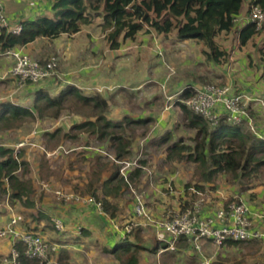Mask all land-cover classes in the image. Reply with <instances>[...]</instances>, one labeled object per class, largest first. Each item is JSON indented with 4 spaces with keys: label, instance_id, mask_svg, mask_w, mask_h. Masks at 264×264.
<instances>
[{
    "label": "trees",
    "instance_id": "obj_1",
    "mask_svg": "<svg viewBox=\"0 0 264 264\" xmlns=\"http://www.w3.org/2000/svg\"><path fill=\"white\" fill-rule=\"evenodd\" d=\"M244 0H57L54 4V17L42 16L36 20L22 23L20 34L4 31L0 35V47L13 48L33 42L39 37H57L62 33L74 34L81 30L84 24L93 23L101 18L100 26L113 49L120 48L122 41L136 38L141 32H156L158 34H175L179 41L195 40L205 48L204 54L208 59L223 62L228 59L229 52L218 42L221 35L233 33L237 35L241 46L247 45L256 35L261 33L254 22L244 24L236 22L241 17L240 12ZM258 4L264 10V0H252L251 5ZM264 60V44L259 48ZM197 83H210L214 80L202 74H194ZM43 81V80H42ZM41 82V81H40ZM33 84L34 82L28 81ZM39 83V82H38ZM194 87L189 84L179 94L176 106L182 110L186 125L197 130L196 145L172 143L169 158L177 153L181 158L183 152L190 150L187 158L200 163V167L209 169L208 175L231 173L233 176L250 175L264 166V137L252 132L246 125H234L226 118H222L217 125L211 124L202 115L193 112L184 102L191 96ZM65 110H73L87 119L73 123L70 131L63 134L65 139L77 140L82 133L87 132L101 141H109L115 150V160L111 163L110 175L102 179L100 173L106 171L93 168L88 181L83 186L71 187V192L85 198L94 197L101 203L103 210L112 218L118 216L119 207L113 202L130 184L138 180L142 174L146 161L140 160V166L129 170L128 181L120 172L118 161L127 160L131 153V141L122 134L126 126L147 125V118L125 117L114 121L108 118L110 110L109 100L101 93L86 94L76 85H67L57 95L41 87L35 92L32 106H25L12 100L0 103V133L20 128L28 122H36L44 118L58 119ZM63 128L46 132L49 140L60 137ZM162 139V138H161ZM163 139H167L164 137ZM73 149H71L72 151ZM69 151V152H71ZM18 153L15 147L0 145V201L9 196L10 202H19L23 208L36 206L35 189L30 180L25 179L29 171V163L22 159V151ZM23 170V175L19 171ZM206 174V173H205ZM191 187V185H187ZM193 186V185H192ZM201 190V184H194ZM41 201V198H40ZM234 200L229 197L226 205ZM185 202L182 209L191 205ZM1 203V202H0ZM23 223L26 229L34 231V222H40L47 215L42 211L31 212L32 220H28V213ZM55 228V223H50ZM133 231V230H132ZM244 241L229 239L228 245H238ZM15 248L20 253L22 264H41L38 259L26 255V247L21 241H16ZM55 250L51 246L50 255ZM69 252L60 249L58 257L60 264H71ZM137 264V256L134 255ZM214 264H228L225 261H215ZM235 264H241L240 261Z\"/></svg>",
    "mask_w": 264,
    "mask_h": 264
},
{
    "label": "crops",
    "instance_id": "obj_2",
    "mask_svg": "<svg viewBox=\"0 0 264 264\" xmlns=\"http://www.w3.org/2000/svg\"><path fill=\"white\" fill-rule=\"evenodd\" d=\"M56 1L0 0V3L11 25H16L22 24L25 21L36 20L42 16L54 17V4ZM244 1L240 12L241 17L249 13V5L252 0ZM101 21L99 17L93 23L84 24L81 30L74 34L62 33L57 37H39L33 42L13 47L17 50L21 49L33 58L43 62L47 61L51 56H56L59 62V76L43 80L39 83L26 84V87L20 89V93L16 95L17 97L10 96V88H7V85L10 83L12 87L14 84L16 86V81L10 76V69L14 64V60L11 57L0 54V103L12 100L25 106H32L35 92L41 87L48 89L52 95H57L67 85H76L86 94H103L110 104H112L111 99H113L111 94L119 88H123L124 90L127 88L130 90H140L148 79L147 63H151V61H146L142 69L137 72L135 78H132L128 72L129 68L122 67L123 63L120 62L114 63L106 74H103L102 71L101 73L99 70L101 58L105 56L108 61H111L116 57H122L119 55L123 51L122 48L126 47V45L128 47V44L132 45L134 42L147 41L152 44L151 40L153 36L155 37L154 34L156 32H141L136 38L123 40L120 48L113 49L100 26ZM260 30L261 33L256 35L245 46H241L237 35L233 33L219 36V44L229 52L228 59L223 62L208 59L203 52L205 47L198 41H179L174 33L169 35L156 34L160 37L173 35L179 44L188 43L193 47H197L198 53L203 55L211 66L216 69V72H213L214 74L187 72L186 75L190 80L183 81V78H181V82H178L176 85L180 91H183L189 84L193 87L201 84L194 81V74H202L212 78L215 83L229 85L234 93H241L249 98L247 101L248 110L250 119L256 128L255 133L264 137V60L259 51V48L264 44V25ZM141 34L144 37H140ZM159 49L161 47L157 45L155 51L159 55H163L162 50ZM111 57L113 58L111 59ZM122 62L125 61L122 59ZM163 63L166 62L163 61ZM118 77L123 78L118 80ZM169 78L170 76L168 80ZM22 95L29 96L32 100L30 105H26V101H21L22 98L19 99ZM124 115V118L132 117L135 119L152 117V115L144 112L136 117H133L127 111ZM245 123L248 125V122ZM164 137H167L168 140L163 139ZM169 137L171 138V135L168 132L160 140L152 139L151 145L155 146L167 143L170 140ZM4 145L12 148L15 147V143ZM51 150H55V148ZM48 152L46 153L47 155L42 156L41 160L36 161V163H31L27 157L22 158L29 162V171L31 169L28 173L29 175L26 174L27 176L24 178L31 181L36 192L41 188V179L53 177V172L47 174L42 171L43 166L46 165L48 167L47 164L49 168H54L51 165L53 155H49ZM35 166L38 167V170L34 168ZM104 172L106 173L107 171ZM143 172L138 179L141 191L145 194L146 207L151 218L162 217L168 210L182 209L184 203L176 195L178 191L173 189L172 183L167 182L163 187H159L157 183L153 182V178L150 177L149 187L145 188L142 180L145 178ZM110 173H107L102 179L107 178ZM48 184L51 190L44 189V184L42 185L43 189L47 192H55L54 190L59 189L58 187H53L50 183ZM145 185H147V182H145ZM164 187H166V190ZM126 191L113 199V202L119 207L116 218H112L95 202H64L59 199L57 201L45 197L42 202L35 199L37 204L34 208L30 209L23 208L18 201L16 205L13 202L11 204L3 202L0 203V228L6 227L11 218L17 216L19 218L18 228L27 230L23 223L24 218L27 216L25 212L28 213L27 218L29 221L33 218L30 216L31 212L36 213L40 210L45 213L47 218H43L40 222H34L32 226L36 228L34 231L42 234L54 248L55 252L51 256L52 264H60L58 257L61 248L68 250L70 254L69 262L71 264H132V261H135L134 255L137 256V264H197L199 261L200 264H203V260L207 257L206 250L204 252V249H207L212 244L214 245L212 241L203 240L202 253L198 250L196 252L193 250L190 253L187 252L186 250L193 247L187 237L182 236L177 240H173L170 235L157 230L151 224L150 219L137 216L135 212V199L133 197L128 199L123 198ZM181 193L187 194L184 192V189ZM185 194L182 197H185ZM35 195L33 196L35 197ZM227 199L221 205H226ZM249 200L247 202L249 203L248 206L254 225L264 232V207L256 205V199L252 202ZM258 200H261V197ZM209 202L210 199H208ZM220 206L214 208V210H210L208 205L204 206V209H206L204 213L212 215ZM57 219H60L64 224L62 231L57 229L56 226L55 228L50 226V223H55ZM127 224L133 227V231L125 234V226ZM49 231L53 232L54 235L56 233L58 235L51 240ZM249 242V244L253 242L262 243L264 242V238ZM15 243V239L11 236L0 237V260L10 256ZM223 246L238 247L240 244L228 245L224 243ZM197 252H199V255H197ZM214 262L215 259L212 257V264Z\"/></svg>",
    "mask_w": 264,
    "mask_h": 264
},
{
    "label": "rangeland",
    "instance_id": "obj_3",
    "mask_svg": "<svg viewBox=\"0 0 264 264\" xmlns=\"http://www.w3.org/2000/svg\"><path fill=\"white\" fill-rule=\"evenodd\" d=\"M143 34L140 37H144L145 34ZM154 35L155 37L153 36L151 40L152 44L147 41L134 42L132 45L128 44V47L126 45V47L122 48L123 51L119 54L122 57L114 59L111 57L112 60L108 61L104 56L101 58L99 66L100 72L102 71L103 74H106L114 63L120 62L123 63L122 67L129 68L130 77L135 78L137 72L145 65V62L151 61V63H147L148 79L140 90L119 88L111 94L113 99H111L112 104H110L108 118L114 121L123 120L126 111L133 117L143 112L152 115V117H146L150 121L145 126H126L122 135L131 141L132 146L127 161L133 162L137 159L139 165L140 160L146 161L143 168L145 178L142 179L145 188L149 187L150 177L153 178V182L157 183L159 187H163L167 182L172 183L173 189L178 191L176 195L181 202L191 201L189 202L191 205L187 207H193L201 199H204V206L208 205L210 210H214L228 197H233L234 200H240L247 205H249L247 200L250 199L249 201L252 202L256 199V205L264 207V166L260 167L257 172L245 176L239 175L235 177L231 173L209 176L208 172L212 166L208 168L200 167L198 161L187 158L190 150L183 152V158L177 153H174L175 157L169 158L170 150L168 147L172 143L181 140L182 144L193 147L196 145L195 139L197 137V130L188 127L182 110L180 108L176 109L175 102L179 99V94L181 93L176 85L181 82V78H183V81L190 80L186 75L187 72L214 74L216 69L211 66L203 55L198 53L197 47H193L188 43L179 44L173 35L161 37L156 33ZM157 45L161 47L159 50H162L163 55H159L155 51ZM122 59L125 62H122ZM163 61L166 63H163ZM122 78L118 77V80ZM26 84L29 83L18 84L16 82V86L14 84L13 87L11 83L7 85V88H10V96L15 97L19 94L20 89L26 87ZM156 95L158 96L157 98ZM21 98V101H26V105L31 104L32 100L28 95H22L19 99ZM86 119L87 116L85 117V115L73 110H65L58 119L44 118L34 123L23 124L20 128H16L13 131L7 130L0 133L2 135L0 136V145L15 143L16 151L21 153V150L22 158L27 157L31 163L41 160L42 156L47 155L48 150L49 152H53L54 150L51 149L54 148L55 150H61L56 156H52L51 165L54 167L53 169L49 168L48 164V167L46 165L43 166L42 171L47 174L53 172V177L41 179V188L35 193V199L40 201L41 198L40 202L45 197L58 201L55 192H47L43 189L42 185L44 182L52 184L53 187H58L59 190L71 192V187L76 185L81 187L88 181L93 168H104L107 172H101L99 175L103 178L107 173L111 172L110 167L113 162L111 156H115V150L111 147L109 141H101L87 132L82 133L77 140L63 137L65 132L70 131L73 123L82 122ZM60 127L63 128V131L59 134L60 137L49 140L45 136L46 132L55 131ZM247 127L250 129L248 125ZM251 131L253 132V130ZM168 132L171 138L169 137L170 140L167 143L151 145L152 139L160 140ZM27 140H29V143L25 146L17 147V144ZM71 149L73 150L71 151ZM66 150L71 152L67 153ZM34 168L38 170V167L35 166ZM30 171L26 172V174L29 175ZM19 174L23 175V170H20ZM26 174L25 176H27ZM172 177L174 178L172 179ZM145 182H147V185H145ZM194 184H201L204 188L198 190ZM187 185H191V187ZM131 186L135 190H142L138 179L130 184L129 190L125 192L123 198L133 197L135 199ZM164 189L166 190V187ZM183 189L187 194L181 193ZM184 194L185 197H182ZM259 197H261V200H258ZM208 199H210L209 203ZM0 202L11 204L8 195ZM13 203L16 205L18 202ZM260 211L262 212V210ZM49 235H51L49 237L52 240L58 234L54 235L53 232L49 231ZM249 243V241H244L238 247H224L223 245L218 247L212 244L207 249H204V252L206 250L205 253L208 258L212 259L213 257L215 261L221 260L228 264H235L239 261L241 264H264V242ZM192 250L197 251L195 247L186 251L190 253ZM197 253L199 255V252ZM197 264H200V261Z\"/></svg>",
    "mask_w": 264,
    "mask_h": 264
},
{
    "label": "built area",
    "instance_id": "obj_4",
    "mask_svg": "<svg viewBox=\"0 0 264 264\" xmlns=\"http://www.w3.org/2000/svg\"><path fill=\"white\" fill-rule=\"evenodd\" d=\"M44 1V0H34ZM236 22L248 24L254 22L257 29L264 25V10L258 4H253L250 11L243 17L235 18ZM23 25H11L3 7L0 3V35L8 33L20 34ZM0 54L11 57L14 64L10 69V76L18 83L23 84L28 81L38 83L42 80L56 78L58 73V58L51 56L47 61H40L33 58L23 50L15 48L2 49ZM162 54V52H161ZM249 98L241 93H234L229 85L218 83H201L194 87L190 97L184 102L195 113L202 115L211 124L217 125L222 118H226L234 125L248 122V126L256 131L253 121L250 119L248 110ZM29 140L17 144V147L25 146ZM61 150L56 149L48 152L49 155L56 156ZM68 153L69 150H66ZM115 160L114 156H111ZM121 165L120 172L128 181L129 170L140 166L138 160L118 161ZM135 166V167H133ZM44 189L51 190L49 184L44 183ZM135 195V212L139 217H147L151 224L162 233L170 235L173 240L182 236L187 237L190 244L198 251L202 252L203 240H210L215 246L221 247L227 240L251 241L264 238V232L254 225L249 206L242 201H233L227 205H221L212 215L204 213V199L197 202L193 207L179 210H168L160 218H151L146 207L145 194L143 191L133 189ZM57 198L64 202L84 201L98 203L94 197H81L80 195L65 191L55 190ZM19 218L13 216L6 227L0 228V237L11 236L15 241H21L26 247V255L30 258L38 259L41 264H52L50 242L40 233L18 228ZM57 229H64V224L60 219L55 220ZM133 227L129 224L125 226V234L131 233ZM0 264H22L20 253L14 247L9 257L0 260ZM203 264H212V259L205 257Z\"/></svg>",
    "mask_w": 264,
    "mask_h": 264
}]
</instances>
